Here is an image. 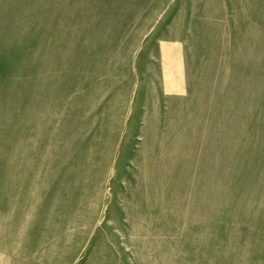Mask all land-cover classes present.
I'll return each mask as SVG.
<instances>
[{"label": "rangeland", "instance_id": "374dc122", "mask_svg": "<svg viewBox=\"0 0 264 264\" xmlns=\"http://www.w3.org/2000/svg\"><path fill=\"white\" fill-rule=\"evenodd\" d=\"M0 264H264V0H0Z\"/></svg>", "mask_w": 264, "mask_h": 264}]
</instances>
